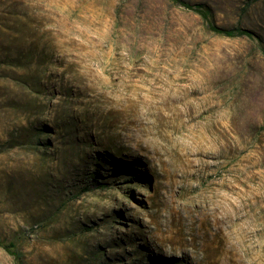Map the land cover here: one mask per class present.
<instances>
[{"label":"rangeland","instance_id":"374dc122","mask_svg":"<svg viewBox=\"0 0 264 264\" xmlns=\"http://www.w3.org/2000/svg\"><path fill=\"white\" fill-rule=\"evenodd\" d=\"M0 0V264H264V0Z\"/></svg>","mask_w":264,"mask_h":264},{"label":"trees","instance_id":"16d2710c","mask_svg":"<svg viewBox=\"0 0 264 264\" xmlns=\"http://www.w3.org/2000/svg\"><path fill=\"white\" fill-rule=\"evenodd\" d=\"M176 5H179L187 10L193 11L200 15L207 23L208 28L211 32L221 35L228 38H239V37H247L254 38V33L248 29L244 28H222L210 21V17L208 12L201 5H192L190 3L185 2L184 0H170ZM1 246L4 250L11 256H13L17 261L20 260L18 253L14 250L15 246L13 244H4L0 242Z\"/></svg>","mask_w":264,"mask_h":264}]
</instances>
